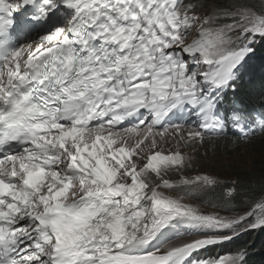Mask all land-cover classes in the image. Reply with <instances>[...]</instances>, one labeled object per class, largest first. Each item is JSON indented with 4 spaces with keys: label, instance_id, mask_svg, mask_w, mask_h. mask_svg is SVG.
<instances>
[{
    "label": "snow or ice",
    "instance_id": "obj_1",
    "mask_svg": "<svg viewBox=\"0 0 264 264\" xmlns=\"http://www.w3.org/2000/svg\"><path fill=\"white\" fill-rule=\"evenodd\" d=\"M28 9L62 20L11 42ZM257 37L264 0H0V264H246L204 254L264 195L202 164L264 133L223 95Z\"/></svg>",
    "mask_w": 264,
    "mask_h": 264
},
{
    "label": "trees",
    "instance_id": "obj_2",
    "mask_svg": "<svg viewBox=\"0 0 264 264\" xmlns=\"http://www.w3.org/2000/svg\"><path fill=\"white\" fill-rule=\"evenodd\" d=\"M257 0H249L250 3L255 4L258 7ZM218 3H224L226 0H217ZM255 64L254 68L249 69V78L243 81L239 86V90L236 94V100L239 101L246 108H253L264 104V47L256 48L253 52ZM243 150L245 155L253 158L249 166H223L217 164V161H221L225 157H232L234 151ZM264 157V133L260 136L246 141L244 143L227 144L226 147H221L217 152L210 153L207 157L208 162H203L202 167L208 168L211 173L218 176L221 180L230 182L234 179H238L243 185V191L247 193V196H238L234 204L238 208L246 207L244 201L252 200L264 195V160L258 161V158ZM205 164V166H203ZM253 237V239H251ZM251 239V240H250ZM240 246L247 249L246 264H264V228L260 235L252 234L245 240ZM239 244L233 246H227L217 251L221 253H227L235 251L240 248ZM204 255L210 256L207 253Z\"/></svg>",
    "mask_w": 264,
    "mask_h": 264
},
{
    "label": "rangeland",
    "instance_id": "obj_3",
    "mask_svg": "<svg viewBox=\"0 0 264 264\" xmlns=\"http://www.w3.org/2000/svg\"><path fill=\"white\" fill-rule=\"evenodd\" d=\"M257 2L259 5H258V8L260 7V0H257L255 1ZM252 47H253V52L256 48L260 47H264V38H259L257 37V39L255 40V42L252 44ZM234 154L235 155H232V157H225L223 158L221 161H217L216 165L217 164H222L223 166H230V165H234V166H244V167H247L249 166L250 162L253 160V158L245 155V152L243 150H236L234 151ZM204 162H208V159L207 158H203ZM258 161H263L264 160V157H261V158H258L257 159ZM205 166V164L203 165ZM206 171L210 172L208 168H204ZM225 179L229 178V177H223ZM221 178V179H223ZM226 181H229L228 179ZM263 232V228H258V229H255V230H252V231H247V232H244L243 234H241L240 236L236 237L235 239H233L232 241L224 244V245H221V246H218L216 248H212L209 250V253H213V252H219L217 251L218 248H225L227 246H233L234 244H239V246L241 244H243L245 242V240L247 238H249L252 234H256L257 236L260 235V233ZM253 239V237L251 238ZM250 239V240H251ZM242 247V246H240ZM221 254H224V253H221Z\"/></svg>",
    "mask_w": 264,
    "mask_h": 264
},
{
    "label": "bare ground",
    "instance_id": "obj_4",
    "mask_svg": "<svg viewBox=\"0 0 264 264\" xmlns=\"http://www.w3.org/2000/svg\"><path fill=\"white\" fill-rule=\"evenodd\" d=\"M29 36V35H28Z\"/></svg>",
    "mask_w": 264,
    "mask_h": 264
}]
</instances>
